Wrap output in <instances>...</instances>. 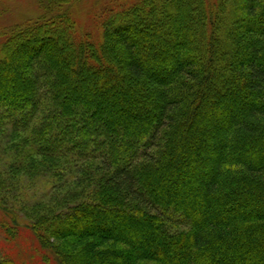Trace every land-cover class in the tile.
I'll use <instances>...</instances> for the list:
<instances>
[{
	"label": "trees",
	"instance_id": "trees-1",
	"mask_svg": "<svg viewBox=\"0 0 264 264\" xmlns=\"http://www.w3.org/2000/svg\"><path fill=\"white\" fill-rule=\"evenodd\" d=\"M61 1L0 36V104L31 106L39 141L62 132L43 161L61 140L94 143L74 155L99 175L89 200L0 202L8 235L31 222L59 264H264V0H118L97 37ZM21 50L36 55L2 71ZM169 211L188 230L171 232Z\"/></svg>",
	"mask_w": 264,
	"mask_h": 264
},
{
	"label": "rangeland",
	"instance_id": "rangeland-1",
	"mask_svg": "<svg viewBox=\"0 0 264 264\" xmlns=\"http://www.w3.org/2000/svg\"><path fill=\"white\" fill-rule=\"evenodd\" d=\"M116 1L118 0H69L71 6L68 15L76 21L80 32H90L97 37L101 12L104 8L109 9L114 6ZM121 1L128 3L130 0ZM60 2L62 1L0 0V36L3 34L5 36V32L8 30L26 25L29 21L40 22V16L50 14L46 7H50L48 8L50 10L52 7L55 12L60 9L55 3L59 4ZM3 39L0 37V42ZM19 54L16 59L21 57V60L16 61L14 65L4 67L2 71L8 70L16 74L23 71V61L35 57L36 52L33 50L30 54L27 50H21ZM28 63H25V67L29 65ZM4 80L5 77L0 74V86L3 85L2 81ZM74 80L76 81L75 76ZM82 85L85 86V83L83 82ZM211 92L214 91L211 90ZM30 109H32L31 106L26 110L17 111L0 104V172H3V178L10 179L8 181L10 188L7 191L0 185V202H4L7 208H14L21 212V210L30 209L32 205H52L57 198L68 197L72 194H78L79 197L83 196L85 200H89L88 198L95 187L94 180L98 179L99 175L96 170L98 161H77L75 155L83 151L89 155L88 152L96 150L95 144L83 141L76 146L71 145L69 140L64 143L61 140L55 145L64 154V157L56 155L55 158L43 161L44 157L40 155V147L51 146V140L54 144V135L60 137L62 132L50 130L47 134L53 136L47 135V139L39 141L41 124L44 123V120L42 117L40 119H37V116L32 117L31 111L28 112ZM15 125L18 126L17 128H22V125L27 128L23 127V129L17 130ZM65 127L67 126L62 129L65 130ZM17 148H20L21 156H16ZM54 148L53 150H57ZM66 154L67 156H65ZM51 162H54V165ZM14 164H24L25 168L27 165V170L12 174L10 168ZM89 180L92 182L89 183ZM169 215L171 219H168L166 225L171 232L188 230L189 225L185 222L186 218L170 211ZM8 217L0 206V261L10 258L18 264H59L53 252L39 247L38 241L29 227L31 222L21 221L19 234L9 236L4 223V220L9 219ZM46 256L49 257L48 260H46Z\"/></svg>",
	"mask_w": 264,
	"mask_h": 264
}]
</instances>
